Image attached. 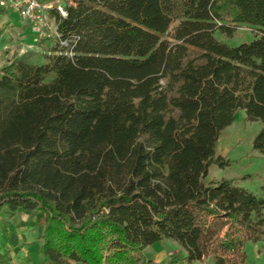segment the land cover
<instances>
[{"label":"trees","instance_id":"16d2710c","mask_svg":"<svg viewBox=\"0 0 264 264\" xmlns=\"http://www.w3.org/2000/svg\"><path fill=\"white\" fill-rule=\"evenodd\" d=\"M67 1L44 62L0 68V217L44 215L50 264H157L144 252L165 240L183 255L163 264H245L264 196L207 177L231 165L216 150L237 112L264 158V0ZM239 25L249 42L215 38Z\"/></svg>","mask_w":264,"mask_h":264},{"label":"rangeland","instance_id":"374dc122","mask_svg":"<svg viewBox=\"0 0 264 264\" xmlns=\"http://www.w3.org/2000/svg\"><path fill=\"white\" fill-rule=\"evenodd\" d=\"M5 1L6 0H2L1 2ZM40 2L45 8V16L48 20L47 25L43 28L41 37H38L30 29L29 25L23 28L19 26V19L9 3L1 5L8 8L10 14L0 18V24H9L0 36V68L7 65L14 58H23L29 63H43L44 57L50 54V50L54 44L55 24L54 20L49 17L48 11L52 8L63 9L68 1L40 0ZM177 25L178 21H174L171 24L164 37L166 40L173 42L172 35ZM252 37L253 29L246 25H239L232 38H227L219 33L215 34V38L218 41L230 46L249 42ZM198 54L197 50L190 48V58H196ZM259 129V123L247 122L244 115L241 112H237L233 124L221 133L216 150L217 156L228 160L231 165L225 170L212 166L207 181H217L223 178L234 179L236 185L247 188L257 196H264L261 189V186L264 185V158L251 149L252 138ZM243 177H245V179H242ZM39 227V224L35 225L34 236L36 237H34V239L35 242H37V240L39 241V243H37L40 246L41 241L38 239V234L40 233ZM1 232L2 228L0 227V233ZM10 237L16 238L17 233L13 232ZM7 244L8 243L5 241L3 242L0 240V247H7ZM27 247H29V245L22 243L21 245H17V249L15 248L14 251L7 249L11 252V264H44L43 259L40 257L37 259L39 248L37 250V247L34 246L29 252L23 254L22 248L26 249ZM245 250L247 253L245 264H264V249H262L260 243L247 244ZM174 252H179L183 255L175 242L165 240L146 249L144 255L148 260H152L157 264H163L168 261L170 255ZM195 264H213V260L209 257L202 263Z\"/></svg>","mask_w":264,"mask_h":264},{"label":"crops","instance_id":"0c3cea01","mask_svg":"<svg viewBox=\"0 0 264 264\" xmlns=\"http://www.w3.org/2000/svg\"><path fill=\"white\" fill-rule=\"evenodd\" d=\"M43 223H44V215L42 214L26 213V212L18 211L15 214L10 215L6 211L3 212L0 217V227L2 228V232L0 233V237H1L0 240L3 242L5 241L8 244L7 247L1 246L0 250L3 251L9 249L14 251L17 245H21L22 243L29 245V247H27L26 249L22 248L23 254L25 252L26 253L29 252L32 248H34V246L37 247L38 250L39 241L37 240L38 243L35 242L34 237L36 236H34V230H35V225L39 224L40 233L38 234V236H40L43 229ZM13 232L17 233L18 238L10 237V235L12 236ZM37 259H39L38 254H37ZM43 263L50 264L46 260H44Z\"/></svg>","mask_w":264,"mask_h":264},{"label":"built area","instance_id":"2783aa9c","mask_svg":"<svg viewBox=\"0 0 264 264\" xmlns=\"http://www.w3.org/2000/svg\"><path fill=\"white\" fill-rule=\"evenodd\" d=\"M4 3H9L11 8L14 9L19 19V26L21 28L29 25L30 29L38 37L42 36L43 28L47 25L48 20L45 16V8L41 4L40 0H6L5 2H1V5ZM57 10L62 17L66 16L63 9L57 8ZM54 37H59L56 32V27H54ZM60 44L64 47H67L68 45L63 41H61Z\"/></svg>","mask_w":264,"mask_h":264}]
</instances>
